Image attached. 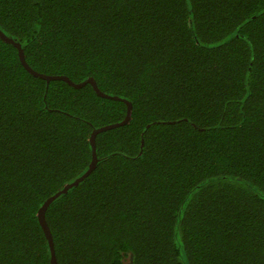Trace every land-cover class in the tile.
Instances as JSON below:
<instances>
[{"label": "trees", "instance_id": "1", "mask_svg": "<svg viewBox=\"0 0 264 264\" xmlns=\"http://www.w3.org/2000/svg\"><path fill=\"white\" fill-rule=\"evenodd\" d=\"M0 264H264V0H0Z\"/></svg>", "mask_w": 264, "mask_h": 264}, {"label": "water", "instance_id": "2", "mask_svg": "<svg viewBox=\"0 0 264 264\" xmlns=\"http://www.w3.org/2000/svg\"><path fill=\"white\" fill-rule=\"evenodd\" d=\"M0 37L9 43L14 44L18 50H19V57L20 60L22 62V64L34 75L36 76H40L42 78H45L47 81H50L52 79H64L66 80L69 84H71L72 86L75 87H83L84 85H86L87 83H91L92 86L94 87V89L96 90V92L104 97L107 98H113V99H119V97L117 96H113V95H109L105 92H103L97 85V82L95 81L94 78H88L86 80L83 81H73L71 80L68 76L65 75H51V74H46V73H41L38 72L37 70L33 69L29 63L26 60V56L24 53V49L21 47V45H19L17 42H15L11 37H9L3 30L0 29ZM128 104V112L125 116V119L121 122H117V123H112V124H108L105 125L103 127L100 128H96L94 129L90 141L92 144V152H93V158L89 164V168L85 171L84 174H82L80 177H78L77 179H75L74 181H71L69 183H67L62 189L58 190L56 193H54L53 195H51L49 198H47L45 200V202L43 203V205L39 208L38 210V218H39V222L44 230V233L46 235V237L49 240V244H50V249H51V264H59L58 260H57V256H56V251H55V247H54V242H53V237L50 233V228H49V224L47 222L46 219V211L48 209V207L51 205V203L58 198L62 193L67 192L72 186L79 184L82 180H84L95 168V166L97 165L98 162V158H97V144H96V139H97V135L102 132V131H106L112 128H116L118 126H122L125 125L129 122L130 117H131V102L127 101Z\"/></svg>", "mask_w": 264, "mask_h": 264}]
</instances>
